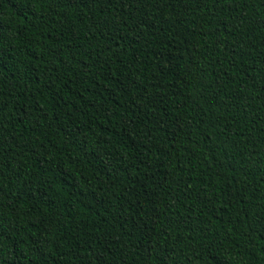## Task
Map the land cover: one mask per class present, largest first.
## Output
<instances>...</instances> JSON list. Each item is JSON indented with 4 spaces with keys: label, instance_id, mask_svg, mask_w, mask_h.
<instances>
[{
    "label": "trees",
    "instance_id": "obj_1",
    "mask_svg": "<svg viewBox=\"0 0 264 264\" xmlns=\"http://www.w3.org/2000/svg\"><path fill=\"white\" fill-rule=\"evenodd\" d=\"M0 264H264V0H0Z\"/></svg>",
    "mask_w": 264,
    "mask_h": 264
}]
</instances>
